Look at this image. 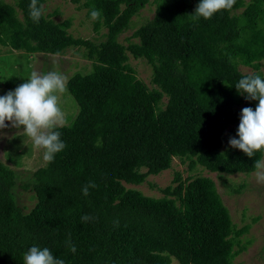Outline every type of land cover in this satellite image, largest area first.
Wrapping results in <instances>:
<instances>
[{"label": "trees", "instance_id": "obj_1", "mask_svg": "<svg viewBox=\"0 0 264 264\" xmlns=\"http://www.w3.org/2000/svg\"><path fill=\"white\" fill-rule=\"evenodd\" d=\"M70 1L85 10L99 38L73 36L70 20L53 21V12L34 23L30 0H0V45L55 55L80 49L91 65L67 78L77 110L57 129L64 150L22 184L35 199L29 210L16 204L15 172L0 161V264H23L32 246L49 248L65 264H169L170 257L232 264L247 225L234 227L209 176L175 171L159 197L124 184L142 183L173 158L188 172L255 170L263 152L249 158L228 141L238 138L241 109L258 104L235 84L249 74L264 79V0H236L207 20L193 19L200 0H152V17L125 44L119 35L149 0ZM93 8L99 20L91 19ZM128 54L149 65L150 86L136 77ZM90 182L96 187L85 196ZM86 214L92 219L83 222Z\"/></svg>", "mask_w": 264, "mask_h": 264}, {"label": "rangeland", "instance_id": "obj_2", "mask_svg": "<svg viewBox=\"0 0 264 264\" xmlns=\"http://www.w3.org/2000/svg\"><path fill=\"white\" fill-rule=\"evenodd\" d=\"M3 1L13 2V0ZM78 5L70 0H45L43 3L44 14L53 12L54 14H51L50 18L56 22L68 18L70 20L68 32L75 37L94 39L98 34L92 31L91 20L85 17L83 8H77ZM153 10L154 4L152 0H149L131 18L130 28L119 35L120 42L125 44V38L139 24L150 19ZM104 30L101 27L99 33ZM127 62L133 68L136 77L150 86L149 65L143 59H134L129 54ZM238 69L246 73L252 71L249 67L242 65H239ZM34 70L41 74L56 71L68 78L75 71H91V65L89 61L82 58L80 49L69 48L63 54L55 55L42 52L26 53L0 45V95H4L24 83ZM259 70H264V63H260ZM58 95L59 106L69 123L75 115L77 105L67 91ZM161 101L164 102V99ZM5 123L9 124V127L0 129V161L15 172V185L12 193L16 204L23 211H27L33 206L35 199L32 191L22 188V184L28 182L30 173L37 165L45 163L42 158L43 149L34 147L32 140L23 132V127L17 129L11 127L9 121ZM262 158H264V152ZM141 170L143 171V169ZM175 171H179L183 177L192 172L209 176L214 181L215 188L228 210L230 221L234 227L239 228L247 225L246 231L239 236V244L244 248L233 258L232 264H264V183L256 180V170L248 174L220 173L219 176L200 167L188 172L183 163H180L177 158H173L168 169L156 175H148L138 185L124 184V186L139 190L144 195L159 197L161 193L158 188L172 184V174ZM237 188L239 190L233 191ZM169 264L179 263L170 257Z\"/></svg>", "mask_w": 264, "mask_h": 264}, {"label": "clouds", "instance_id": "obj_3", "mask_svg": "<svg viewBox=\"0 0 264 264\" xmlns=\"http://www.w3.org/2000/svg\"><path fill=\"white\" fill-rule=\"evenodd\" d=\"M236 0H200L195 8L193 19L203 17L210 19L221 10H230ZM44 14V7L38 0H30L29 15L34 23H39ZM93 21L101 18V12L93 8L90 13ZM56 55H59L58 53ZM68 79L62 73L51 71L46 74L32 71L24 83L14 90L0 95V129L11 127L20 129L29 137L36 149H43V161L51 163L55 155L66 147L57 130L67 123L65 114L59 106V95L67 90ZM237 92L246 100H258L255 109L244 107L240 112V122L237 128L238 138L230 137L229 145L240 149L249 158L257 152H264V79L260 75L243 76L235 84ZM246 94V95H245ZM255 177L264 183V158L256 159L254 163ZM96 187L89 183L82 188L83 195L89 194V188ZM92 217L84 215L83 222ZM118 225V221L115 222ZM75 252V246L70 245ZM23 264H65L64 260L56 258L49 248L32 246L24 254Z\"/></svg>", "mask_w": 264, "mask_h": 264}]
</instances>
